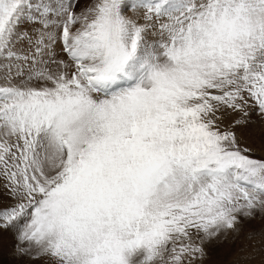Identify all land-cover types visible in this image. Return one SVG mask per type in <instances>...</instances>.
<instances>
[{
  "label": "snow or ice",
  "instance_id": "snow-or-ice-1",
  "mask_svg": "<svg viewBox=\"0 0 264 264\" xmlns=\"http://www.w3.org/2000/svg\"><path fill=\"white\" fill-rule=\"evenodd\" d=\"M79 4L0 0V235L42 264H202L264 218V0Z\"/></svg>",
  "mask_w": 264,
  "mask_h": 264
},
{
  "label": "rangeland",
  "instance_id": "rangeland-1",
  "mask_svg": "<svg viewBox=\"0 0 264 264\" xmlns=\"http://www.w3.org/2000/svg\"><path fill=\"white\" fill-rule=\"evenodd\" d=\"M244 135L247 142L257 149L256 154L260 155L259 148L262 139H264L260 132V126L258 124L251 125L244 130ZM239 227V233H228L227 237L222 234L206 243L207 258L202 264H259L260 258L256 259L264 250V218L257 214L255 219L245 220ZM249 234H255V238L249 239ZM9 258L11 260L6 262L8 264L17 260V257L12 259L10 256ZM31 264L41 263L35 261Z\"/></svg>",
  "mask_w": 264,
  "mask_h": 264
},
{
  "label": "bare ground",
  "instance_id": "bare-ground-1",
  "mask_svg": "<svg viewBox=\"0 0 264 264\" xmlns=\"http://www.w3.org/2000/svg\"><path fill=\"white\" fill-rule=\"evenodd\" d=\"M85 3L86 0H80V4L77 6V9L83 7ZM253 119H255V117H253ZM15 235H16L15 228L5 231L2 235H0V263L2 262L6 263L10 261L11 260L9 258L10 256L12 257V259L17 257V260L12 262V264H22V263L31 264V262L32 263L35 262L33 260L31 261L28 257H21L16 254L15 245L17 244V241L15 239ZM258 259H259V264H264V250L260 252L256 260ZM37 262L42 264L41 261H37Z\"/></svg>",
  "mask_w": 264,
  "mask_h": 264
}]
</instances>
